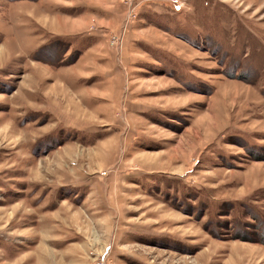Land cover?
I'll list each match as a JSON object with an SVG mask.
<instances>
[{"label":"rangeland","instance_id":"obj_1","mask_svg":"<svg viewBox=\"0 0 264 264\" xmlns=\"http://www.w3.org/2000/svg\"><path fill=\"white\" fill-rule=\"evenodd\" d=\"M0 264H264V0H0Z\"/></svg>","mask_w":264,"mask_h":264}]
</instances>
